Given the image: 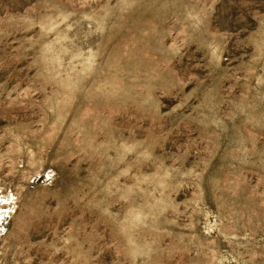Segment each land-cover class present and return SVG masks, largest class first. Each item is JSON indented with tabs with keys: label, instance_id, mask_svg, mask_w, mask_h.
Segmentation results:
<instances>
[{
	"label": "rangeland",
	"instance_id": "1",
	"mask_svg": "<svg viewBox=\"0 0 264 264\" xmlns=\"http://www.w3.org/2000/svg\"><path fill=\"white\" fill-rule=\"evenodd\" d=\"M0 264H264V0H0Z\"/></svg>",
	"mask_w": 264,
	"mask_h": 264
}]
</instances>
